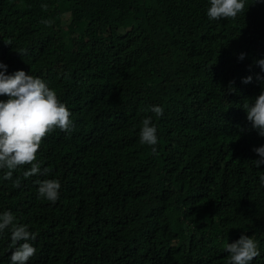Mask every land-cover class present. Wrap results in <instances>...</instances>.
Masks as SVG:
<instances>
[{
	"label": "trees",
	"instance_id": "obj_1",
	"mask_svg": "<svg viewBox=\"0 0 264 264\" xmlns=\"http://www.w3.org/2000/svg\"><path fill=\"white\" fill-rule=\"evenodd\" d=\"M209 7V0H0L5 74L40 78L74 113L70 131L42 140L37 156L47 175L25 179L18 167L17 188L0 169V214L10 211L14 224L36 234L27 264H51L47 233L87 249L68 264H227L225 245L242 234L261 253L250 264H264V164L253 163L264 137L242 108L264 90L255 63L264 58L257 49L264 2L245 0L235 20L210 21ZM86 80L94 87L84 103L78 89ZM148 117L155 154L140 142ZM50 177L61 185L55 204L38 194L37 181ZM10 244L5 229L0 264H11Z\"/></svg>",
	"mask_w": 264,
	"mask_h": 264
},
{
	"label": "clouds",
	"instance_id": "obj_2",
	"mask_svg": "<svg viewBox=\"0 0 264 264\" xmlns=\"http://www.w3.org/2000/svg\"><path fill=\"white\" fill-rule=\"evenodd\" d=\"M264 2V0H260ZM210 7L207 16L210 21L221 19L235 20L240 13H244L245 0H209ZM47 5H42L47 9ZM45 25H50L51 21L42 20ZM264 48V37L260 40L258 48ZM245 58L241 53L240 60ZM264 72V58L255 62ZM0 96H7L6 101H0V169H6L5 180H11L13 187H19L21 180H13V173L23 170V177L29 178L37 175H47L48 169L41 168L37 152L41 146L43 138L56 129L68 132L72 128L70 116H74L62 103L58 94L50 89L46 83L38 77L26 74L23 70L14 74L6 75L7 65L0 63ZM253 80L252 76L242 79V83L248 84ZM256 80L264 86V76L256 75ZM94 87V80L83 81L78 89V99L85 103L86 98ZM229 91H234L230 82ZM69 98L70 95L68 94ZM242 108L246 112V119L250 122L252 129L256 130L260 137H264V90L261 91L254 102H244ZM150 111L156 116L163 115L160 106H152ZM140 129V142L154 147L158 138L157 129L152 124L151 117L145 118ZM259 159L253 163L256 168L264 164V146L254 148ZM261 186H264V175L259 178ZM39 197L44 198L53 204L59 199V189L61 187L58 180L47 178L37 181ZM15 217L10 211L0 214V233L5 229L11 231L12 255L11 264H27L36 253V248L29 242L36 239V234L28 230L26 225L14 224ZM44 243L54 246L51 264L73 263L81 254L79 249L87 252V249L67 238L68 234L49 235ZM62 242H67L71 248L65 249ZM115 246V245H114ZM228 255L227 264H250L254 258L260 256L257 242L250 236L241 235L238 240L225 245Z\"/></svg>",
	"mask_w": 264,
	"mask_h": 264
},
{
	"label": "rangeland",
	"instance_id": "obj_3",
	"mask_svg": "<svg viewBox=\"0 0 264 264\" xmlns=\"http://www.w3.org/2000/svg\"><path fill=\"white\" fill-rule=\"evenodd\" d=\"M71 19V17H69Z\"/></svg>",
	"mask_w": 264,
	"mask_h": 264
}]
</instances>
